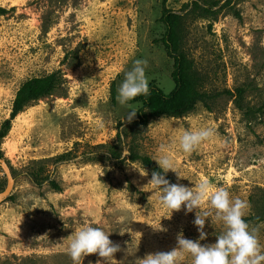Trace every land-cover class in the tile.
<instances>
[{"label": "rangeland", "instance_id": "obj_1", "mask_svg": "<svg viewBox=\"0 0 264 264\" xmlns=\"http://www.w3.org/2000/svg\"><path fill=\"white\" fill-rule=\"evenodd\" d=\"M161 1L0 0V125L22 82L54 71L64 79L10 121L0 144L14 179L0 202V264H74L67 237L85 221L112 232L109 239L120 245L111 264L171 251L181 232L198 239L196 210L163 207L149 172L128 159L133 149L153 160L161 145L173 153L180 176L167 174L174 184L192 188L207 180L247 200V216L261 218L250 228L264 245V0H221L216 18L184 17L182 50L209 97L182 116L130 127L129 108L117 95L133 60L148 61L149 83L163 92L174 86L172 59L160 42ZM186 1L166 6L177 11ZM205 126L215 135L193 152L174 146L182 131ZM120 129L124 158L93 162ZM6 183L0 168V191ZM204 231L201 244H213L224 226L208 220ZM98 261L105 264L89 254L81 264Z\"/></svg>", "mask_w": 264, "mask_h": 264}, {"label": "clouds", "instance_id": "obj_2", "mask_svg": "<svg viewBox=\"0 0 264 264\" xmlns=\"http://www.w3.org/2000/svg\"><path fill=\"white\" fill-rule=\"evenodd\" d=\"M147 67L146 59L133 60L131 69L124 73V79L119 85L117 100L120 105H127L129 108L125 118L128 122L138 112L136 105L130 102L138 96L149 95ZM214 135L215 129L210 126L184 130L174 146L183 153H191ZM122 153L121 159L127 154L126 146H123ZM153 160L163 173L171 170L180 176L168 145H161ZM148 184L152 185L158 202L163 207L179 211L183 205L186 214L196 210L193 224L197 227L199 237L193 241L184 238L182 232L178 233L175 248L167 252L147 254L138 260V264H185L189 258L191 264H264V245L260 243L257 230L250 228L245 219L250 209L247 200L233 196L224 187L213 188L207 180H201L192 188L171 184L161 172H153ZM213 219L222 222L224 231L217 236L215 243L202 245L201 241L207 236L204 231L205 223L208 220L212 223ZM111 233L88 221L75 228L67 237V252L74 264H81L89 254H98L104 258L105 264H111L115 260L114 254L120 251V245L109 239Z\"/></svg>", "mask_w": 264, "mask_h": 264}, {"label": "trees", "instance_id": "obj_3", "mask_svg": "<svg viewBox=\"0 0 264 264\" xmlns=\"http://www.w3.org/2000/svg\"><path fill=\"white\" fill-rule=\"evenodd\" d=\"M221 0H188L184 2L177 11L166 6V0L161 1V12L158 18L164 26V33L160 39L163 44L166 55L172 59L173 88L168 93L163 92L153 82L149 83V95L138 96L134 101L141 103L137 108L135 118L127 125L135 128H142L148 122L156 117H179L191 111L197 104L204 103L209 97L202 90V82L198 74L194 71L192 61L182 50L181 42V24L186 16H200L203 18H216V15L223 8ZM4 12V9H0ZM63 75L59 71L37 77H31L20 84L17 88L11 106L9 118L0 125V144L10 129V121L27 106L35 101L50 96L61 87ZM240 92V91H239ZM115 91L111 89V101H114ZM124 126V123H119ZM124 132V131H123ZM122 130L117 133V140L111 145H100L104 151H96L98 155H93V162H100L103 158L110 161L119 160L124 146V136ZM121 137L123 139L121 140ZM67 155H61L58 158H64ZM2 153L0 150V158ZM128 159L137 161L143 169L149 172L152 177L153 172H161L165 178L174 184L170 175L163 173L152 158L133 149L129 150ZM249 225L254 221L261 220L260 217L246 216Z\"/></svg>", "mask_w": 264, "mask_h": 264}, {"label": "water", "instance_id": "obj_4", "mask_svg": "<svg viewBox=\"0 0 264 264\" xmlns=\"http://www.w3.org/2000/svg\"><path fill=\"white\" fill-rule=\"evenodd\" d=\"M0 168L3 170L7 181L4 189L0 191V202H1L10 194L11 189L13 187L14 179L11 175L8 165L5 163V161L2 158H0Z\"/></svg>", "mask_w": 264, "mask_h": 264}]
</instances>
